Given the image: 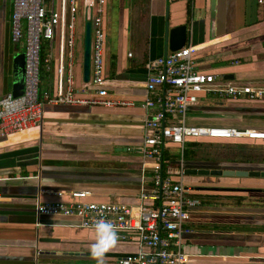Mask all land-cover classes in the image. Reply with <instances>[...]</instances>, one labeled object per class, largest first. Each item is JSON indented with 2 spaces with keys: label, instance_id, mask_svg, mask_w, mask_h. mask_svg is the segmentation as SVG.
Returning a JSON list of instances; mask_svg holds the SVG:
<instances>
[{
  "label": "crops",
  "instance_id": "obj_1",
  "mask_svg": "<svg viewBox=\"0 0 264 264\" xmlns=\"http://www.w3.org/2000/svg\"><path fill=\"white\" fill-rule=\"evenodd\" d=\"M78 4L73 69L76 94L99 98L82 79L86 9L83 0ZM110 6L116 10L111 39ZM0 7L2 97L12 90V57L24 53V48L11 40L12 0H0ZM167 20L169 27L187 24L186 45L195 47L199 71L234 83L264 82V9L257 0H106L102 18L106 98L132 104L107 107L46 103L38 128L0 139V264H117L118 257L137 250L133 241H112L106 232L79 227L72 218L36 215L35 205L73 201L72 191H87L88 201L136 205L141 186L152 185L154 163L143 158L139 150L146 115L142 107L145 65L165 55ZM47 43V56L54 64L58 40ZM48 73L41 80V90L53 93L52 69ZM185 121L264 133V97L252 101L245 96L224 99L200 94ZM256 133L254 138L243 140L245 145L264 144V134ZM165 147L180 149L169 143ZM224 164L223 169L255 170L248 163L236 168ZM257 165L264 170V164ZM179 166L169 168L175 180L180 176ZM187 167L191 166L184 163V169ZM187 176L183 175L186 183L198 184ZM219 178L202 182L264 187V178ZM241 206L200 203L192 209L187 223L191 232L182 242V250L189 255L186 264H264V208Z\"/></svg>",
  "mask_w": 264,
  "mask_h": 264
},
{
  "label": "built area",
  "instance_id": "obj_2",
  "mask_svg": "<svg viewBox=\"0 0 264 264\" xmlns=\"http://www.w3.org/2000/svg\"><path fill=\"white\" fill-rule=\"evenodd\" d=\"M106 0H83L85 16L91 12V65L87 82L99 98H81L76 94L74 66L76 63V16L78 0H12L10 20L11 40L22 43L25 65L22 94L11 92L0 97V139L10 134L39 127L43 121L44 105H131L125 100L106 98L104 76L105 30L103 13ZM264 9V0H257ZM57 38L54 64L50 56L43 62L52 69L55 91H42L41 47L43 41ZM196 49L186 45L167 55L148 61L142 107L146 110L143 122V158L153 161L152 185L141 186L139 203L85 200L87 191H72L73 201L36 203V215L72 218L79 227L100 230L112 241L136 243L135 252L116 259L117 264H186L189 259L182 250L184 235L192 209L200 205L195 188L183 180L184 162L179 160V177L162 175L163 149L166 143L178 145L182 151L190 138L252 137L256 132L235 127L201 126L186 123L189 108L197 103L200 94H214L224 99L264 97V82L241 84L222 76L201 72L196 67ZM52 65V66H51ZM152 110L151 113L148 111ZM264 134V133H256ZM100 225H109L102 230Z\"/></svg>",
  "mask_w": 264,
  "mask_h": 264
},
{
  "label": "water",
  "instance_id": "obj_3",
  "mask_svg": "<svg viewBox=\"0 0 264 264\" xmlns=\"http://www.w3.org/2000/svg\"><path fill=\"white\" fill-rule=\"evenodd\" d=\"M1 11V10H0ZM166 47L165 55L169 51L178 50L184 47L188 41L187 24H179L173 27H169L168 20L166 22ZM91 37H92V22L91 12L89 16H85L83 22L82 32V79L87 83L90 79V65H91ZM25 65L24 53L16 54L12 57V73L13 84L11 93L13 96H19L22 94L23 89V73ZM233 78V75H230ZM140 150V149H139ZM162 161L160 166L162 168ZM185 175L198 176L203 181L210 178L219 177H251V178H264V170H246V169H223V168H185ZM198 191H211V192H243V193H262L263 187H240L234 185L222 186V185H199L195 187Z\"/></svg>",
  "mask_w": 264,
  "mask_h": 264
},
{
  "label": "trees",
  "instance_id": "obj_4",
  "mask_svg": "<svg viewBox=\"0 0 264 264\" xmlns=\"http://www.w3.org/2000/svg\"><path fill=\"white\" fill-rule=\"evenodd\" d=\"M47 50H48V43L47 41H43L42 47H41V59H42V64H41V80L42 78L47 75L48 76V70L46 69V66L43 62L44 58L47 56ZM40 89H41V84H40ZM243 130V129H242ZM248 139V137H240V138H210V137H199V138H190L187 139L184 143L182 151L179 149V151H173L169 149V147H165L163 149V164H162V175L167 176L170 174L169 168L174 167V166H179V160L182 158L185 165L187 166H197L201 168H225L224 163H230L232 164L231 167H239L243 163H248L249 165L251 164L250 168L255 169V170H262L261 166L257 164H264V159H260L261 157L257 156H252L249 154H241V156H238L237 150L242 151L243 149L246 148V145L244 144L243 140ZM220 139L221 142L217 143H210L213 145H216L218 143H222L223 145H230L232 147V152L231 155L227 156L224 161L212 159V158H206L205 156L197 157L199 150L203 146V141H209V140H216ZM261 140V139H259ZM264 140V139H262ZM213 142V141H212ZM205 143V142H204ZM241 143V144H240ZM172 144V143H169ZM219 145V144H218ZM225 146V145H224ZM256 164V165H253ZM253 165V166H252ZM241 168V167H240ZM264 169V168H263ZM214 179V178H210ZM215 180H221L220 178H215ZM233 184V183H230ZM235 185V184H233ZM236 186V185H235ZM208 194L207 197H213L215 196L214 194H217L216 192H206ZM203 193L200 192H194V195L197 199L201 200V195ZM238 199L242 197H236ZM201 204H212L211 202H208V200H201Z\"/></svg>",
  "mask_w": 264,
  "mask_h": 264
},
{
  "label": "rangeland",
  "instance_id": "obj_5",
  "mask_svg": "<svg viewBox=\"0 0 264 264\" xmlns=\"http://www.w3.org/2000/svg\"><path fill=\"white\" fill-rule=\"evenodd\" d=\"M109 10H110L109 15L111 16V18H110V21L108 24V33H109V37L111 39V38H114L113 35H114L115 23H114L113 19H114V12L116 10L114 11V6H112V7L110 6ZM77 27H78V31L81 30V21L79 19L77 21ZM80 37H81V35H80ZM79 43H80V41H79ZM217 142H221V140L216 139V140L203 141L202 142L203 146L199 150L197 157L205 156L206 158H212V159L224 161V159H226L227 156L231 155L232 147L230 145H226V144H224L225 145L224 146L222 143H218L219 145L217 144V146L210 144V143H217ZM177 151H179V149ZM236 152H238V156H241V154H245V155L249 154L252 156H257V158L260 156L261 157L260 159H264V144H260L258 146L246 145L245 149H243L242 151L237 150ZM191 178L196 179V182H198V184L196 183L193 186H199V185H206L207 184V183H203L202 179L198 176H187V180H189ZM230 185H233V184H230ZM236 186H238V185H236ZM225 192H227V193H225ZM225 192H222V193L216 192L217 194H214L215 196H213V197H210V196L207 197L208 194L203 193L201 195V200H206V201L208 200V202L212 203L211 206H214V207L215 206L216 207H218V206L219 207H226V205H236V206H241V205L245 206L246 205L248 207L264 208V192H262V193H246V194H244V193L240 194L238 192L231 193L229 191H225ZM237 196L242 197V198L238 199V198H236Z\"/></svg>",
  "mask_w": 264,
  "mask_h": 264
},
{
  "label": "clouds",
  "instance_id": "obj_6",
  "mask_svg": "<svg viewBox=\"0 0 264 264\" xmlns=\"http://www.w3.org/2000/svg\"><path fill=\"white\" fill-rule=\"evenodd\" d=\"M102 230H106L107 228H109V225H100L99 226Z\"/></svg>",
  "mask_w": 264,
  "mask_h": 264
},
{
  "label": "bare ground",
  "instance_id": "obj_7",
  "mask_svg": "<svg viewBox=\"0 0 264 264\" xmlns=\"http://www.w3.org/2000/svg\"><path fill=\"white\" fill-rule=\"evenodd\" d=\"M38 128V127H37ZM33 129V128H32ZM32 129H30V130H32ZM36 129V128H35Z\"/></svg>",
  "mask_w": 264,
  "mask_h": 264
}]
</instances>
